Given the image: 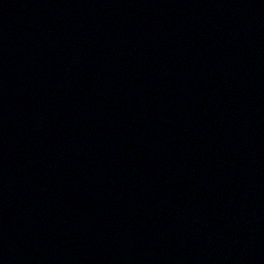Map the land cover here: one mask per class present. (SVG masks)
<instances>
[{
    "label": "water",
    "instance_id": "95a60500",
    "mask_svg": "<svg viewBox=\"0 0 264 264\" xmlns=\"http://www.w3.org/2000/svg\"><path fill=\"white\" fill-rule=\"evenodd\" d=\"M0 264H264V0H0Z\"/></svg>",
    "mask_w": 264,
    "mask_h": 264
}]
</instances>
